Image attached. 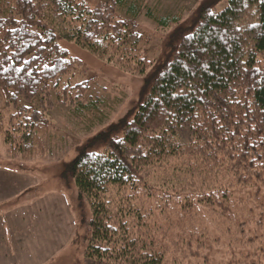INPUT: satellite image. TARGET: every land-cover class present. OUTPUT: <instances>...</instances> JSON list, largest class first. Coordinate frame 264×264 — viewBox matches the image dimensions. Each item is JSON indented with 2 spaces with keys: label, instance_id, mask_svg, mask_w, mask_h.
<instances>
[{
  "label": "trees",
  "instance_id": "trees-1",
  "mask_svg": "<svg viewBox=\"0 0 264 264\" xmlns=\"http://www.w3.org/2000/svg\"><path fill=\"white\" fill-rule=\"evenodd\" d=\"M206 2L147 76L149 0H0V140L7 156L45 154L55 106L102 122L92 83L65 80L73 43L144 78L134 118L120 119L65 165L83 219V264H264V0ZM93 2V3H91ZM118 133L121 136H117ZM102 145L103 150L94 151Z\"/></svg>",
  "mask_w": 264,
  "mask_h": 264
},
{
  "label": "rangeland",
  "instance_id": "rangeland-1",
  "mask_svg": "<svg viewBox=\"0 0 264 264\" xmlns=\"http://www.w3.org/2000/svg\"><path fill=\"white\" fill-rule=\"evenodd\" d=\"M209 1L149 0V6L157 9L160 16L171 15L178 20L164 30L146 12L133 20L140 34L151 40L147 58L155 66L146 77L167 61L169 45L193 24L202 5ZM227 4V0H218L216 10H223ZM60 45L83 62V67L65 82L76 85L98 79L91 85L92 93L104 99L106 116L98 123L79 122L68 108L55 106L50 114L54 125L44 139L45 154L31 161L9 158L0 140V189L8 184L7 191L0 194V213L21 205L32 211V215L14 214L16 218L12 220L23 227L11 223L14 232L9 235L10 241L16 247L9 264H83L86 234L83 219L91 220L92 212L88 204L80 205L74 182L64 179L65 165L120 119L132 120L142 103L144 78L122 73L73 43L60 41ZM0 111L9 114L1 93ZM93 150L100 152L103 146H95ZM0 264H7L2 257Z\"/></svg>",
  "mask_w": 264,
  "mask_h": 264
},
{
  "label": "crops",
  "instance_id": "crops-1",
  "mask_svg": "<svg viewBox=\"0 0 264 264\" xmlns=\"http://www.w3.org/2000/svg\"><path fill=\"white\" fill-rule=\"evenodd\" d=\"M6 152V151H5ZM1 177V176H0ZM7 185H3L1 186L0 189V194L4 193L7 191ZM24 207V208H22ZM30 208H25L24 205H21L20 207H17L13 210L10 211H5L3 213H0V257H2V259L9 264V262L11 260H9V258L11 256H13L14 252H15V244H12L10 241V234L14 231L13 228L14 226L11 225V223H16L19 226H21L18 222L12 220L15 219L16 216H14V214H25L26 212L29 213V215H32V211H29ZM13 215V216H12ZM26 221V219H25ZM23 227V226H21Z\"/></svg>",
  "mask_w": 264,
  "mask_h": 264
}]
</instances>
